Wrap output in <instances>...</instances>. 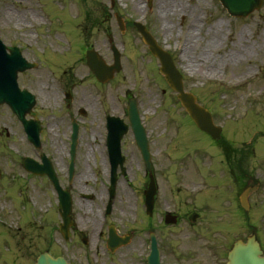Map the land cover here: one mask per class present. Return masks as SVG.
<instances>
[{
    "label": "rangeland",
    "instance_id": "obj_1",
    "mask_svg": "<svg viewBox=\"0 0 264 264\" xmlns=\"http://www.w3.org/2000/svg\"><path fill=\"white\" fill-rule=\"evenodd\" d=\"M142 1L117 0L115 6L127 16L138 17L146 12ZM159 1L162 3L157 6L155 1L148 18L159 44L173 53L184 75L185 88L192 89L204 104L211 107L219 124L226 127L229 120L233 119L237 128L242 125L240 129L243 128L244 133L238 134L239 141L247 138V128L264 132V1L259 9L244 18L229 16L218 0ZM82 8H91L86 11L91 13V19L87 21L89 29L78 24L75 30L69 15L87 20L88 17L83 14L85 11L80 12ZM104 8L109 9L107 0H0L1 39L7 44H17L26 59L37 63L35 68L19 73L17 82L21 88L35 94L34 110L42 122L40 148H35L26 141L23 128L11 110L6 105H0V220L6 221L11 228L19 221L20 213L14 211L15 206L20 210L30 208L28 213L23 214L32 219L39 216L37 224H43L42 218L50 210L44 217L45 229L49 231L56 224L52 189L47 187L43 190L40 184L43 181L39 176L21 170V159L25 155L37 159L40 152H45L57 168L61 182L66 184L63 164L68 140V116L71 112L80 108L84 111L82 115L75 112L80 128L75 151L74 187L71 188L74 202L84 201L80 199V192L95 190L93 179L87 187L84 186L86 172L88 179L92 177L89 169H93L96 176L98 174L105 178L106 161L103 160L101 140L103 111L125 119L123 109L127 95L133 96L138 102L141 118L148 131L149 144L154 150L161 130L169 126L171 119L183 118L182 111L174 105L176 101L173 94L167 90L164 79L157 74L158 61L130 35L128 42L124 43V37L117 31H111L122 55L120 72L104 84H94L88 79L90 74L84 60H78L79 42L83 39L85 45L91 43L94 48L99 47L102 53L110 51L103 36V30L109 23L95 24L100 10ZM42 14L45 15V21ZM110 28L114 29L112 25ZM71 43L73 48L69 45ZM38 54L48 56L42 58ZM162 88H166V92L162 93ZM66 90L70 95L68 101L64 94ZM236 114L242 115L235 118ZM126 136L121 150L129 157L128 169L125 177L120 176L117 193L119 197L127 198V202L115 206V215L121 217L117 223L122 230L133 228L130 222L132 207L129 205L133 202L134 191H130L127 186L133 181L130 187H134L142 174L137 168V159L130 155L134 150L130 134ZM257 136L258 133L253 134V162L262 181L259 190L251 198L250 215L264 243V136ZM254 138L259 141H254ZM171 155L174 156L173 153ZM163 157L158 156L159 159ZM94 193L95 203L93 201L92 204L96 218H99L95 208L101 206L103 190ZM74 211L86 217L77 205ZM238 219V227L231 230V234L245 238L249 234V228L243 225L245 217ZM21 225L25 226L26 222ZM6 229H0V239L6 238V244L13 247L14 253H0V264H32L35 252L47 240L46 235H38L39 232L33 231L32 237L30 231L26 235L23 231L19 233ZM183 230L181 227L172 230L160 227V238H163L162 246L166 247V253L178 250V240L175 238ZM20 235H23L24 240H19ZM58 240L61 246L59 249L53 248L73 264H126L125 257L129 256L124 253L134 255L136 260L140 250L128 246L109 258L100 253L82 254L80 245L71 247V244H65L55 232L51 242L57 245ZM22 243L30 246V252L26 255H22L18 249ZM170 258L172 261L173 258Z\"/></svg>",
    "mask_w": 264,
    "mask_h": 264
},
{
    "label": "flooded vegetation",
    "instance_id": "obj_2",
    "mask_svg": "<svg viewBox=\"0 0 264 264\" xmlns=\"http://www.w3.org/2000/svg\"><path fill=\"white\" fill-rule=\"evenodd\" d=\"M144 21L147 25L151 24L146 16H144ZM123 22L127 28L131 26L132 19L124 17ZM134 38L141 41L138 33ZM183 123V126L188 130L186 135L184 133L178 135V130L173 131L172 125L169 129L161 130L158 142H155L156 149L154 150L150 146L149 172L145 170L141 152L134 149L130 153L137 159L139 171L143 172L134 187L127 186L130 191H134H132L133 202L129 205L132 207L131 214L133 216L130 218V222L133 224V228L120 229L117 221H120L121 217L115 215L116 204L125 205L127 202V198L119 197L117 192L120 176L125 177L126 175L129 157L121 152L124 157L123 164L121 165L119 162L116 164V193L107 212V190L112 167L107 151L103 152V160L106 161L105 178H101L98 174L96 176L93 169H89L92 175L90 179H88L87 172L84 176L85 187L93 179L92 183L95 187L91 186L90 188L95 189V192L103 190L101 206L95 208L99 218H96L92 204L96 196L94 191L80 192V199L84 201L74 202L73 200L72 207L73 225L69 234L72 235L73 247L82 243L90 244L97 253H104L111 258L128 246H134V249L140 248V253H137L136 260L134 255L131 256L128 252L124 253L125 256H129L125 257L126 264H147L146 255L150 247V234L153 232L161 251L162 264H224L230 234L227 228H222L221 220H236L239 188H244L245 182H247L246 184L253 183L255 179L252 172L247 170V172H238L243 168L236 156V148L233 146L229 148L227 145L221 146L220 138L210 139L189 118L185 119ZM220 146L225 148L232 157L229 155V157L222 158L219 151ZM171 153H173V157ZM163 155V158H158ZM76 161L77 159H75V163ZM122 167L125 168L124 175L121 174ZM151 177L153 178L154 191L152 204L147 207L146 191ZM72 182V187H74V178ZM42 186L43 190L47 188L45 183ZM252 197L251 194L249 199ZM76 205L86 214V217L85 215L82 217L79 212L74 211ZM166 213H170L173 217V223H165ZM25 222H29L28 216H25ZM29 223L25 225L26 235H28ZM59 223L58 220L56 231L61 236L58 230ZM160 227L168 230L180 227L184 229L179 237L175 238L178 240V250L174 249V252L166 253V247L162 246L163 238H160ZM111 229L120 238L128 241L113 251L108 249V237ZM35 231L36 229H34ZM6 242L4 240L2 243ZM18 249L23 255L30 252V246L27 244L22 243ZM170 257L173 258L172 261Z\"/></svg>",
    "mask_w": 264,
    "mask_h": 264
},
{
    "label": "water",
    "instance_id": "obj_3",
    "mask_svg": "<svg viewBox=\"0 0 264 264\" xmlns=\"http://www.w3.org/2000/svg\"><path fill=\"white\" fill-rule=\"evenodd\" d=\"M256 0H221L223 5L227 8L228 12L233 15H244L249 10L254 7ZM151 51L153 54L158 56L161 60V71L165 74L168 82L180 92V99L183 105L186 107L191 117L197 122V124L208 130L210 133H213L211 128V121L209 116L200 110H198L197 104H195V99L191 94L184 93L182 91L180 76L176 71L175 67L171 62L170 55L158 47L155 43L150 44ZM6 49H9V53L6 52ZM88 65L90 69L96 73L98 78H101L104 74L97 67V63L93 60H88ZM28 67H31V64L24 61L21 58L19 50L15 47H6L1 44L0 41V103L7 102L12 109L22 117L23 114L30 109L33 104V96L26 92L25 90L19 91L16 83V76L18 71H22ZM103 79V78H101ZM130 118L131 121L138 126L139 118L137 116V111L134 106V103H131L129 106ZM33 114V112H31ZM26 126H28L26 124ZM33 131L30 132L32 140H37L38 126L37 123L30 124ZM116 133H119L118 131ZM115 134V133H114ZM113 135L112 142H116V135ZM26 166H31L34 171H38L40 168L41 171L47 172L51 180L59 189L57 182L54 178V173L47 165L45 168L39 166L36 162L32 161L29 158L25 160ZM29 162V163H28ZM244 201V194L242 196L241 202ZM62 209V218L66 222L69 220V196L65 191H62V199L60 202ZM262 251L259 248L258 241L255 236H250L247 238L246 242L237 240L233 243L231 250L228 253L227 264H264V257L261 256ZM150 264H160L158 252L154 249L151 256L149 257ZM37 264H67L63 258H51L50 256H40L38 258Z\"/></svg>",
    "mask_w": 264,
    "mask_h": 264
}]
</instances>
